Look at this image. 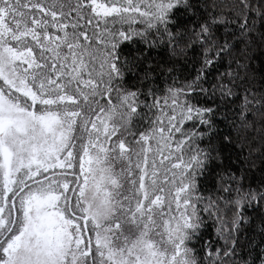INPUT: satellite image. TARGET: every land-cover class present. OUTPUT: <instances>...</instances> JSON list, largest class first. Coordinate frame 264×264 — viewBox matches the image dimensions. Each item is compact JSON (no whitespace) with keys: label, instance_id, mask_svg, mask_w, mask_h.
<instances>
[{"label":"snow or ice","instance_id":"snow-or-ice-1","mask_svg":"<svg viewBox=\"0 0 264 264\" xmlns=\"http://www.w3.org/2000/svg\"><path fill=\"white\" fill-rule=\"evenodd\" d=\"M233 8L234 21L201 16L189 29L190 0H0V264H264V179L219 172L214 199L195 195L223 166L217 138L233 143L217 121L247 130L258 112L264 125L235 39L252 37L253 17L264 27V0ZM125 41L143 47L125 56ZM192 45L190 79L151 63L154 48L176 60ZM253 207L260 239L245 256ZM204 214L222 249L196 247Z\"/></svg>","mask_w":264,"mask_h":264},{"label":"trees","instance_id":"trees-1","mask_svg":"<svg viewBox=\"0 0 264 264\" xmlns=\"http://www.w3.org/2000/svg\"><path fill=\"white\" fill-rule=\"evenodd\" d=\"M190 2L196 5L197 12L196 16L188 13L181 14V20L184 25L190 29L195 26L196 21L201 16H219L226 18L228 20H235V13L237 9L233 8L234 4H237L239 0H190ZM252 4L258 5L260 0H251ZM256 19L257 27L253 30V35L250 39L244 40V38L239 36L237 33L235 39L242 41L237 44V54H243V63H247L249 68L247 72L241 71V76L247 75L249 77L245 86L251 88V90L259 95L264 92V27L260 25L258 18ZM124 30H127L126 28ZM175 31V29H173ZM225 32V26L220 25L217 29V34ZM138 39V38H134ZM121 50L125 56L135 54L138 48L143 47L141 44H133L129 41H125L121 44ZM181 47H184L181 44ZM195 48V50H193ZM153 57L151 63L162 64L165 67H174L176 77L178 80H184L185 78L190 79L191 75L194 74V68L199 65L196 63L197 60L201 58V49L195 45H192L185 49L184 55L180 56L179 59H170L169 51L161 46L154 48L151 52ZM227 66V61L225 64L219 67V71H225ZM235 68V65H233ZM213 76L217 73L213 71ZM166 77H159L156 83L161 87H165ZM135 77L132 74H126L124 84L130 86L135 83ZM167 84H171V80H167ZM208 85H205L207 87ZM134 90V89H133ZM237 91H241L238 89ZM251 99V97H250ZM239 101H237V104ZM235 107V105H233ZM252 111H256L255 108ZM251 120V118H250ZM217 126L219 130V135H229L232 138L233 143L231 145L222 144L219 138L215 141L217 148L220 151V155L223 159V166L216 168L212 173H210L207 178H201L197 181L199 191L195 193L197 196H212L215 198V187L218 186L219 177L216 173L232 171L239 173L240 171H245L249 182L252 187H256L259 182L264 179V125L261 123L260 114L257 112L255 120L252 121V126L247 130H237L228 120H218ZM177 139L179 136L177 135ZM203 146V145H201ZM224 166H227L226 168ZM202 185V186H201ZM222 218L227 220L232 216V212L229 211L228 207L221 205ZM246 216L250 219L248 225L245 226V231L240 234L241 250L247 255L248 252V241L253 236L259 241V212L253 208H248L246 210ZM205 218V229L202 233V239L200 243L196 245L199 249L202 244L206 242L211 243L216 248L224 247V239L218 234L217 229L221 227L219 222L215 221V215L208 218L204 214ZM258 252L259 249L257 248ZM239 258V257H237Z\"/></svg>","mask_w":264,"mask_h":264}]
</instances>
